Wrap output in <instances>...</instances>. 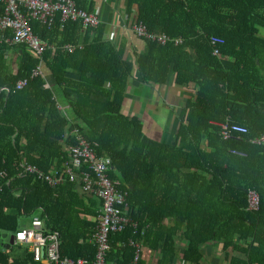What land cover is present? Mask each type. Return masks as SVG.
Instances as JSON below:
<instances>
[{
	"label": "trees",
	"instance_id": "trees-1",
	"mask_svg": "<svg viewBox=\"0 0 264 264\" xmlns=\"http://www.w3.org/2000/svg\"><path fill=\"white\" fill-rule=\"evenodd\" d=\"M72 1L94 12V0ZM123 1L128 22L182 42L136 37L145 47L131 61L124 44L107 38L105 23L83 31L78 21L61 23L58 13L49 26L29 23L54 49L42 55L40 71L60 92L70 122L41 75L31 78L40 58L0 32V264H41L18 244L6 249L2 239L39 209L45 231L59 234L62 257L93 261L92 218L101 202L79 196L71 184L52 189L18 172L23 161L43 171L60 166L73 129L98 157L111 159L109 177L128 193L137 223L109 234L108 264H130L137 251L132 242L141 247L138 264L144 247L159 255L158 264H173L178 237L186 240L180 255L187 264H201L210 242L221 244L228 264H264V142L252 141L264 135V0ZM212 37L222 41L218 56ZM78 43L72 52L61 50ZM134 74L143 85L163 86L172 77L176 87H194L171 137L152 139L140 118L124 111ZM19 81H27L20 91ZM222 124L246 132L224 139ZM249 191L258 194L256 211L248 209ZM14 247L22 249L19 256L11 255Z\"/></svg>",
	"mask_w": 264,
	"mask_h": 264
},
{
	"label": "built area",
	"instance_id": "built-area-1",
	"mask_svg": "<svg viewBox=\"0 0 264 264\" xmlns=\"http://www.w3.org/2000/svg\"><path fill=\"white\" fill-rule=\"evenodd\" d=\"M2 12L0 15V32L10 31L11 39L8 43L23 44L38 58L40 63L33 72L32 78L41 75L40 65L42 55L50 47L46 42L36 37L29 25L30 21L36 20L44 25H51L54 15L59 14L61 23L78 21L82 25V30L97 28L101 24V17L98 12L89 13L87 11L76 9L72 0H0ZM128 19V17H127ZM131 29L137 37L155 41L160 45L173 42L180 44L181 39H171L165 34H149L141 23H132ZM214 47L213 54L219 55L215 46L222 43L217 38L210 39ZM80 48L79 43L76 46L63 45L61 50L72 52L75 48ZM27 81H21L17 84L18 90L23 89ZM220 134L227 139L234 132L244 133L246 129L237 125H220ZM74 134V143L67 146L66 159L62 162V174L67 180L79 185L80 190L86 195H91L101 202L98 215L95 219V232L92 242L95 245L96 253L92 262L84 259H67L60 256V237L57 232H46L43 221L39 217H33L28 228H21L13 235L14 244L27 245L30 248L33 260L44 264H108L106 262V253L108 252V236L110 233L124 231L127 227L137 228V223L130 217V208L127 201L128 193L119 189V183L114 182L109 177L111 170V159L109 157H98L92 145L76 129L71 131ZM255 143L264 142V135L252 140ZM236 152V151H234ZM243 154L241 152H236ZM26 174L35 173V168L28 164L20 163ZM3 176V174H0ZM43 180L49 183H57L60 178H51L47 175L39 174ZM61 177V176H60ZM259 197L254 191L248 192V209L258 210ZM137 251L134 260L130 264H138L140 245L132 242Z\"/></svg>",
	"mask_w": 264,
	"mask_h": 264
},
{
	"label": "crops",
	"instance_id": "crops-1",
	"mask_svg": "<svg viewBox=\"0 0 264 264\" xmlns=\"http://www.w3.org/2000/svg\"><path fill=\"white\" fill-rule=\"evenodd\" d=\"M94 1L96 4L94 7V11L99 13L102 21L101 23H105L108 25V32L106 34L107 38L109 40H112L117 45L124 44L126 47V57L129 58L131 61H135L136 56L144 50L145 43L141 39L136 38L137 36L131 29V20L128 22V19H125L126 12L124 1ZM8 33L11 35L10 31H8ZM40 77H42L45 82L43 89L50 90L53 92L55 100L58 102V110L61 112L67 110L60 97V92L57 90L54 82L50 79V77L44 76L43 74H41ZM20 82L21 81L17 82V84ZM16 90L18 89L16 88ZM194 95V87H176L173 85L172 77L168 79L166 85L148 86L141 84L139 82L137 74H134V78L129 83L124 111L127 115L137 116L140 118L143 124V129L149 137L155 140H165L171 137L169 135L174 132L173 130H175L174 128H176L178 124L177 113L182 108V106H185V104L189 100L193 99ZM65 119L70 122V119L67 114ZM21 163L33 166L35 168V173L28 175L33 176L36 180L46 184L52 189L64 186V184H71L73 185V189L79 196L86 195L85 193H83L82 190H80L78 184L69 182L66 176L62 174V163L60 164V166L54 164L52 167L49 168L48 171H43L38 166L28 163L26 161H23ZM18 172L19 174H26L22 166H19ZM39 174L47 175L53 179L60 178V181L57 183H49L48 181L43 180V178L40 177ZM41 213L42 211L41 209H39L38 212L29 219L28 223L21 222V226L18 228V230L21 228H28L31 224L33 217H39L41 219ZM92 220L95 219L92 218ZM5 236L6 234H3L2 239H5ZM186 244L187 243L185 239H181L180 237L176 239V252L178 253V256L174 260L173 264H187L181 261L180 255V251L182 249H185ZM20 246L26 248L31 253L30 248L27 245ZM228 251V253L233 257H236L241 260L245 259L244 254L240 252L231 250ZM202 253L203 260L201 261V264H228L225 259V253H223L221 250V244L217 242H210L205 245L202 249ZM141 257L143 264H158L159 255L146 247L142 249ZM62 258L71 259L68 257Z\"/></svg>",
	"mask_w": 264,
	"mask_h": 264
},
{
	"label": "rangeland",
	"instance_id": "rangeland-1",
	"mask_svg": "<svg viewBox=\"0 0 264 264\" xmlns=\"http://www.w3.org/2000/svg\"><path fill=\"white\" fill-rule=\"evenodd\" d=\"M125 19H127V16H125ZM64 112L68 115V110H64ZM21 222L22 223H28L29 222V219H23ZM21 251H22V249H19L17 247H14L13 250H12V252H11V255L13 257L19 256L21 254Z\"/></svg>",
	"mask_w": 264,
	"mask_h": 264
},
{
	"label": "water",
	"instance_id": "water-1",
	"mask_svg": "<svg viewBox=\"0 0 264 264\" xmlns=\"http://www.w3.org/2000/svg\"><path fill=\"white\" fill-rule=\"evenodd\" d=\"M4 243L6 244V249H8L10 246H12L14 244L13 235L10 234L7 237L5 236Z\"/></svg>",
	"mask_w": 264,
	"mask_h": 264
}]
</instances>
